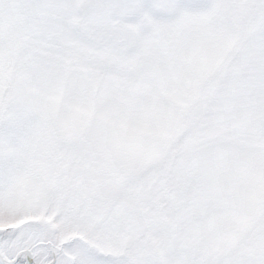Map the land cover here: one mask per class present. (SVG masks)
<instances>
[{
    "label": "snow or ice",
    "instance_id": "6c2138e0",
    "mask_svg": "<svg viewBox=\"0 0 264 264\" xmlns=\"http://www.w3.org/2000/svg\"><path fill=\"white\" fill-rule=\"evenodd\" d=\"M0 264H264V0H0Z\"/></svg>",
    "mask_w": 264,
    "mask_h": 264
}]
</instances>
